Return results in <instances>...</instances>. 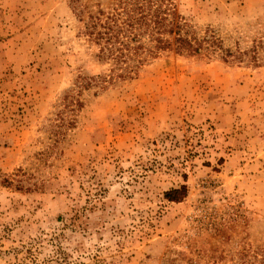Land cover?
<instances>
[{
    "label": "rangeland",
    "instance_id": "1",
    "mask_svg": "<svg viewBox=\"0 0 264 264\" xmlns=\"http://www.w3.org/2000/svg\"><path fill=\"white\" fill-rule=\"evenodd\" d=\"M119 1L0 0V264H264V64L222 59L264 40V0H164L224 49L80 90Z\"/></svg>",
    "mask_w": 264,
    "mask_h": 264
},
{
    "label": "trees",
    "instance_id": "2",
    "mask_svg": "<svg viewBox=\"0 0 264 264\" xmlns=\"http://www.w3.org/2000/svg\"><path fill=\"white\" fill-rule=\"evenodd\" d=\"M164 0H120L110 13L99 10L89 15L85 22L84 34L98 48L100 62L110 63L109 74L84 78L81 89H89L99 83H115L132 79L138 70L158 52L172 50L182 56H194L202 51L223 50L221 41L205 32L198 36L173 8L162 5ZM171 8V9H170ZM223 58L242 62L247 59L253 65L264 64V40H253L252 45L241 50H223ZM67 108L79 100L66 94L63 98ZM80 106V105H79ZM188 187L180 185L164 192L168 202L179 203L187 197Z\"/></svg>",
    "mask_w": 264,
    "mask_h": 264
}]
</instances>
